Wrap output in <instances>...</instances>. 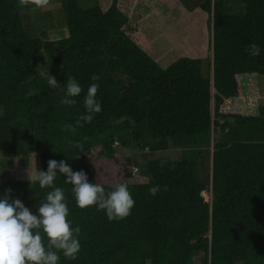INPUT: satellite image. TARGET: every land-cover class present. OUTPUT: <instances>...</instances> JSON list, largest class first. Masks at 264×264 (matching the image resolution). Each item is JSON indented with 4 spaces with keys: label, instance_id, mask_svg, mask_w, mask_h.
Masks as SVG:
<instances>
[{
    "label": "trees",
    "instance_id": "obj_1",
    "mask_svg": "<svg viewBox=\"0 0 264 264\" xmlns=\"http://www.w3.org/2000/svg\"><path fill=\"white\" fill-rule=\"evenodd\" d=\"M86 1L58 0L67 37L47 41L34 27L31 0L26 6L0 0V152L23 165L38 153L39 171H47L49 160H64L97 184L86 156L92 148L99 146L106 159L119 148L141 154L140 163L124 162L146 180L130 183L125 166L121 183L135 206L120 220L109 221L95 205L78 207L73 186L57 172L54 185L64 190L68 220L81 228L77 258L59 252L58 264H264V105L252 111L236 105L251 102V89L259 97L257 81L264 85V0H170L206 17L205 71L190 57L161 66L133 40L140 22L133 24L118 0L105 9L98 2L83 7ZM252 43L258 56L245 52ZM48 73L59 87L48 85ZM93 74L100 77L102 111L75 133L62 129L85 114ZM68 77L83 89L72 106L60 103ZM170 148L181 151L178 160L153 156ZM155 185L161 190L152 196ZM6 189L33 214L53 190L0 179V197Z\"/></svg>",
    "mask_w": 264,
    "mask_h": 264
},
{
    "label": "clouds",
    "instance_id": "obj_2",
    "mask_svg": "<svg viewBox=\"0 0 264 264\" xmlns=\"http://www.w3.org/2000/svg\"><path fill=\"white\" fill-rule=\"evenodd\" d=\"M28 3L29 0H20L22 6ZM31 3L43 8L49 4V0H31ZM245 52L251 56H258L261 49L257 44L252 43L245 48ZM90 79L93 83L88 87L83 101L85 114L78 117L75 125L66 124L62 129L75 133L76 128L90 123L95 114L102 111L101 102L96 98L100 87L96 81H99L100 77L93 74ZM47 83L52 88L60 85L49 73ZM82 90V86L74 77H68L66 92L60 103L75 105L77 101L73 97L79 96ZM47 164V171L36 170L35 175L28 176L30 183L38 182L41 188L53 189L40 202L38 214H33L19 198L12 199L11 189H6L5 195L0 197V264H58L59 252L69 260L77 258L81 250L78 239L81 228L79 226L73 228L71 221L68 220L69 208L64 190L54 185L57 172L66 177L65 183L73 186L76 204L81 209L95 205L98 210H104L109 221H112L126 218L135 206L127 182L116 183L112 186V190L106 191L102 184L89 183L83 170L74 172L70 164L64 160L59 162L49 160ZM160 190L161 186L155 185L149 189V192L155 196ZM163 190L167 191V187L164 186ZM45 237L47 245H45Z\"/></svg>",
    "mask_w": 264,
    "mask_h": 264
},
{
    "label": "rangeland",
    "instance_id": "obj_3",
    "mask_svg": "<svg viewBox=\"0 0 264 264\" xmlns=\"http://www.w3.org/2000/svg\"><path fill=\"white\" fill-rule=\"evenodd\" d=\"M118 1L120 9L124 13H129L133 24H136V20L140 22V31L133 36V40L151 53L161 66L166 67L181 57H190L200 59L203 63V71H205L206 62L209 58L211 59V32L203 14L197 11L188 12L181 2L177 5V3H171L170 0H165V4L163 0ZM97 2L105 9L109 7L111 0H88L83 7L94 6ZM30 14L34 27L46 33L47 41L67 37V29L58 0H49L46 7H35ZM44 58V52L41 51L38 60L42 62ZM256 87L260 93L258 98L255 97L257 100H254L252 96L255 90L251 89L252 94L249 101L252 103H244L242 99L236 105L244 106L250 111L256 110L257 106L264 105L262 81H257ZM224 104L233 106L229 100H225ZM98 148L99 146L92 148L86 156L89 159L87 163L99 184L113 186L121 183L125 166L131 170L130 183H142L146 180L140 175L138 168L133 165L129 168L130 162L124 166V162L131 161V159L140 163L142 159L139 151L119 148L112 159H106L99 155ZM153 156L176 161L180 158L181 151L170 148L166 151L155 152ZM36 170L39 171L38 153L31 154L27 165H23L20 158L9 159L3 152H0V179L29 180L28 176L35 175ZM202 197L205 201H209L210 193L204 192Z\"/></svg>",
    "mask_w": 264,
    "mask_h": 264
},
{
    "label": "crops",
    "instance_id": "obj_4",
    "mask_svg": "<svg viewBox=\"0 0 264 264\" xmlns=\"http://www.w3.org/2000/svg\"><path fill=\"white\" fill-rule=\"evenodd\" d=\"M139 44V43H138Z\"/></svg>",
    "mask_w": 264,
    "mask_h": 264
},
{
    "label": "water",
    "instance_id": "obj_5",
    "mask_svg": "<svg viewBox=\"0 0 264 264\" xmlns=\"http://www.w3.org/2000/svg\"><path fill=\"white\" fill-rule=\"evenodd\" d=\"M213 112V111H212Z\"/></svg>",
    "mask_w": 264,
    "mask_h": 264
}]
</instances>
